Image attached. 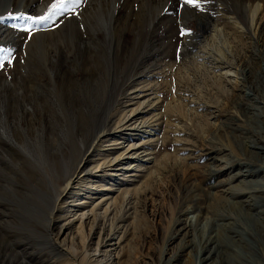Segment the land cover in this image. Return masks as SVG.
<instances>
[{
	"label": "rangeland",
	"instance_id": "rangeland-1",
	"mask_svg": "<svg viewBox=\"0 0 264 264\" xmlns=\"http://www.w3.org/2000/svg\"><path fill=\"white\" fill-rule=\"evenodd\" d=\"M257 1L199 11L82 0L28 38L8 13L43 15L53 0H0V47L15 57L0 70V264H88L100 235L111 264H237L229 242L204 249L200 194L239 201L246 183L264 187V169L242 175L264 167V5L248 21ZM227 61L246 80L225 76ZM128 143L136 155L96 167Z\"/></svg>",
	"mask_w": 264,
	"mask_h": 264
},
{
	"label": "bare ground",
	"instance_id": "bare-ground-1",
	"mask_svg": "<svg viewBox=\"0 0 264 264\" xmlns=\"http://www.w3.org/2000/svg\"><path fill=\"white\" fill-rule=\"evenodd\" d=\"M260 3H258L257 5L255 4L254 6L249 4L250 7H253L250 10V15L248 18V21L252 25H254L257 22L256 21L257 16L259 15V12L263 8L264 4H260ZM233 21H239V20L233 19ZM235 24H238V23H235ZM213 51L215 52V54H217V56H219V57L216 56L217 58L223 59L225 57V59H228L227 55H224L222 53L223 52L222 49L217 50L214 48ZM232 67H233V64L231 66V64L227 61V67H226L227 72H225V76H230L229 78H231L232 80L235 78L237 79L242 78L240 81L246 80L247 72L245 69L242 70L240 73L241 75H239L236 69L233 70ZM255 99L257 100V96H255ZM123 121H126L127 123L131 122L128 125V127L133 129L134 132H138L141 129L140 127L142 126V124L141 122H137L136 118H132L129 120H126L124 118L123 120H121V122ZM154 136L155 134H153L151 138H153ZM135 146H136L135 143H128L120 157L107 156L105 159L98 161L96 163V167L102 168L108 165L116 166L115 163H117V161L122 159L124 156H128L129 158V156L136 155L135 152H133ZM86 158H87L86 153L83 152L79 160L80 163L82 162V160ZM239 161L240 160H238V162ZM124 164L130 165V162H125ZM80 165L78 162L76 171H74L77 174L81 173ZM263 169L264 167L260 166V168L254 169V171L244 170L242 172V175L246 177V176L252 175L255 171L259 172ZM70 175H71L70 177H72L74 173L72 174L70 173ZM70 177H69V181L66 182L67 183L66 188H69L72 184L73 180H70ZM80 179H83V177L81 176ZM246 182L247 181H245V183ZM257 192L264 194V187L263 186L258 187L257 184L255 185V187L254 186L252 187L246 183L244 187V191H242L241 194L242 195L250 194L249 198L245 200L240 199L239 201H236L230 198H226L224 196L217 195L214 192L212 194V198L210 199L208 198L209 196L208 191L202 190L200 197L202 198L201 203H203V206H201L200 209L203 212L201 214V217H203L204 219L202 220L205 221L202 226L204 249H208V247L210 246H212V249L219 248L218 246L226 242H229L230 243L229 247L233 249V251L229 254L231 257L234 258L233 260L235 261V263L237 264H264V208H263L264 202L262 204V199H260L259 197L260 195H258ZM83 212L84 213L77 215L75 219L80 218L82 220V218L86 217L87 215L86 213L88 212H85V211ZM251 219L254 220L253 225H252V222L250 221ZM213 226H216V230L211 229V227ZM98 237L99 239L97 240V242H95L96 246H94V250H93L94 259L90 260L88 264H111L114 255L112 256L111 253L109 252H110V249L112 248L105 250V251L102 250L101 247H102L103 241H105L104 240L105 237L101 235ZM229 247L226 246V249ZM257 255L260 256V259L256 258ZM201 260L205 261L204 259H201ZM199 264H200V261H199Z\"/></svg>",
	"mask_w": 264,
	"mask_h": 264
},
{
	"label": "snow or ice",
	"instance_id": "snow-or-ice-1",
	"mask_svg": "<svg viewBox=\"0 0 264 264\" xmlns=\"http://www.w3.org/2000/svg\"><path fill=\"white\" fill-rule=\"evenodd\" d=\"M82 0H53L47 12L43 15L31 16L24 13H20L18 16L14 15L12 12L8 13V17L12 19H23L26 21V26L21 30L26 33L28 38H31L33 34V28L39 26L49 20L56 12H63L65 10H74ZM209 0H178V10L185 7H190L199 11H204L203 4L208 3ZM3 19V17H0ZM13 28L19 27L18 25H12ZM191 30L183 26H179V35L181 37L190 34ZM179 58V50H178ZM15 57L12 54V49H5L0 47V70H3L6 66H10L14 63Z\"/></svg>",
	"mask_w": 264,
	"mask_h": 264
}]
</instances>
